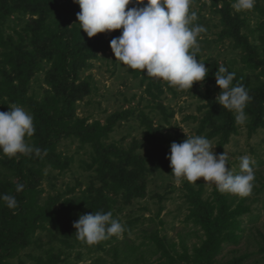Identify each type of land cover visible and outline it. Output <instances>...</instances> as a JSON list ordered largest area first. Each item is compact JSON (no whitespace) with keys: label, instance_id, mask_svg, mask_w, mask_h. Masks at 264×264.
<instances>
[{"label":"rangeland","instance_id":"1","mask_svg":"<svg viewBox=\"0 0 264 264\" xmlns=\"http://www.w3.org/2000/svg\"><path fill=\"white\" fill-rule=\"evenodd\" d=\"M233 2L193 0L191 10L198 16L195 23L206 29L198 38L199 52L196 58L205 63L209 75L202 83H194L191 90L178 91L158 78L133 74L128 66L115 60L111 48L98 52L77 69L73 96L75 116L89 125L94 122L105 124L115 113L130 112L131 117L114 125L106 144L144 156V167H123L126 169L125 178L134 177L130 182V190L124 188L122 192L114 193L112 188L100 181L91 167L95 154L93 148L82 144L74 136L68 137L59 142L57 158L41 171L38 178L40 201L44 202L49 197L61 200L95 198V209L88 206L86 213L75 211L73 219L77 215L79 219L82 214L111 212L113 219L121 222L126 231L122 238L113 236L89 246L75 234L73 224L78 219L71 220L67 225L69 229L47 226L36 233L32 245L7 260L9 264H41L40 260L51 261L50 264H119L122 258L117 255L121 254L125 242L133 245L143 243L154 231H158L167 245L175 244L178 251L182 240L190 249L199 245V239L191 234L194 227L186 221L189 210L188 187L201 190L203 199L218 190L203 179L195 184L186 180L176 183L167 157L171 144L182 143L187 136H204L209 139L217 155L226 152L229 156L227 167L234 174L240 173V157L250 156L255 161L254 185L257 188L264 185V126L249 132L251 116L247 114L245 124L234 122L235 133L228 139L224 134L212 136L216 130L210 124L202 127L203 120L209 115L206 114L208 102H216L221 91L215 80V72L221 66L234 72L235 78L241 75L240 78L248 84V90L258 89L259 93L264 90V0H256L252 11L239 13L232 8ZM228 12L235 21L233 24L256 48L259 67L256 71H249L243 66L241 54L233 48V42L220 39L222 20ZM36 18L29 14L10 17L2 25L4 34L13 35L15 31L23 33L31 19ZM75 23H78L77 18ZM26 45L28 50L34 51L41 65V69L30 77L29 94L42 100L54 92L49 53L45 43L30 42V36L26 37ZM261 100L264 101V96ZM10 105L3 108L0 104V112L9 111ZM233 118L235 120L234 113ZM221 121L223 119L220 118L219 123ZM150 126L157 132L155 136L163 138L157 141L159 154L156 155L159 157L154 160L150 158L151 153H146L153 151L150 139L143 135ZM257 188L245 198L223 193L229 201H233V206L243 200L249 211L240 218L242 230L239 243L225 245L217 256V262L226 263L246 256L239 264H264V188L261 191H257Z\"/></svg>","mask_w":264,"mask_h":264},{"label":"trees","instance_id":"2","mask_svg":"<svg viewBox=\"0 0 264 264\" xmlns=\"http://www.w3.org/2000/svg\"><path fill=\"white\" fill-rule=\"evenodd\" d=\"M132 6L144 5H135L133 0V4L128 7ZM79 12V5L74 0H0V104L3 108L7 104L21 106L33 116L36 130L26 140L30 146L41 149L39 157L33 153L31 156L8 158L0 152V195H12L18 204L15 209H9L0 200V264H9L7 260L32 245L38 231L52 225L69 229L67 225L78 219L79 215L73 219L75 211L86 213L89 207L95 209L93 205L97 200L91 197L79 200L49 197L44 202L40 201L38 178L50 161L57 158V147L61 140L74 136L82 144L92 147L95 154L91 167L100 181L112 188L114 193L122 192L124 188L130 190V182L134 177L125 178L126 169L123 167H144V156L106 144L114 125L131 117L130 112L115 113L105 124L94 122L91 125L74 114L77 69L98 52L107 51L111 40L122 34L121 29L89 38L75 23ZM28 14L37 18L31 19L23 33L15 31L13 35L4 34L2 25L6 20ZM230 14L224 15L220 39L233 42V48L241 54L243 66L249 71H256L259 69L256 48L233 24L235 21ZM27 36H30V42L45 43L49 53L54 92L42 100L29 94L30 77L41 69V65L34 51L27 49ZM131 72L146 75V71L143 73L131 69ZM240 77L238 74L233 84L243 85L252 98L246 106V114L251 116L248 130L253 132L264 126V101L261 100L264 90L263 93H259L258 89L248 90V84ZM206 107V114L210 116L203 120V128L210 124L216 130L212 136L224 134L226 139L235 133L233 112L212 100ZM142 117L145 119L144 115ZM220 118L223 119L221 123ZM155 133L151 126L143 133L150 139L153 151L146 153H151L152 160L159 157L156 155L159 154L157 141L163 139L155 136ZM224 143L219 145V150ZM44 150H47V155L43 154ZM21 184L24 189L17 192L16 188ZM263 188L264 185L257 191ZM187 196L189 210L186 221L194 227L191 234L199 239V245L190 249L182 240L178 251L175 244L167 245L158 231H154L143 243L133 245L125 242L121 254L117 255L122 258L119 264H239L246 256L226 263L217 262V256L225 245L239 243L242 230L240 218L249 211V207L244 205L243 200L233 206V201L218 191L203 199L201 190L188 187ZM40 263L50 264L51 261L40 260Z\"/></svg>","mask_w":264,"mask_h":264},{"label":"clouds","instance_id":"3","mask_svg":"<svg viewBox=\"0 0 264 264\" xmlns=\"http://www.w3.org/2000/svg\"><path fill=\"white\" fill-rule=\"evenodd\" d=\"M79 5L78 25L89 38L101 33L121 30L122 34L110 42L115 60L132 70L146 71V76L165 81L178 91L191 90L194 83H202L209 75L205 63L196 57L199 52L198 38L206 29L195 23L197 13L191 10L193 0H74ZM256 0H234L236 12L252 11ZM234 72L221 66L215 72L217 87L221 90L216 102L234 113L235 122L243 125L248 117L247 104L252 99L241 84H233ZM9 111L0 112V152L8 158L41 156V149L30 146L26 138L35 133L33 116L18 105H10ZM47 155V150H44ZM172 175L179 184L186 180L215 185L220 193L241 198L251 195L254 187L255 161L248 155L240 157V173L234 174L229 167L226 152L217 155L209 139L204 136H187L182 143L170 146ZM24 185H18L21 192ZM9 209L18 207L14 196L0 195ZM76 236L89 246L115 236L122 238L125 226L113 219L111 212H95L80 215L73 224Z\"/></svg>","mask_w":264,"mask_h":264}]
</instances>
